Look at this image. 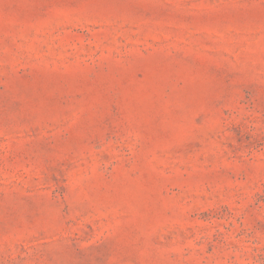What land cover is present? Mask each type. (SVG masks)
Listing matches in <instances>:
<instances>
[{
  "label": "rangeland",
  "instance_id": "rangeland-1",
  "mask_svg": "<svg viewBox=\"0 0 264 264\" xmlns=\"http://www.w3.org/2000/svg\"><path fill=\"white\" fill-rule=\"evenodd\" d=\"M0 264H264V0H0Z\"/></svg>",
  "mask_w": 264,
  "mask_h": 264
}]
</instances>
